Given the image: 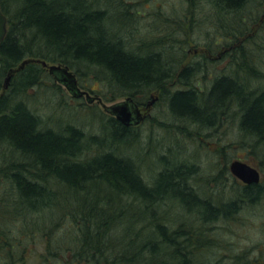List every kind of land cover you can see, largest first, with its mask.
I'll return each mask as SVG.
<instances>
[{"label": "trees", "instance_id": "16d2710c", "mask_svg": "<svg viewBox=\"0 0 264 264\" xmlns=\"http://www.w3.org/2000/svg\"><path fill=\"white\" fill-rule=\"evenodd\" d=\"M14 2V15L9 16L4 1L0 0L7 19L6 34L0 43V67L7 74L10 72L11 77L27 61L26 68L16 77L17 91L24 92L38 83L41 67L36 63L39 61L65 65L75 74L91 70L96 76H104L113 88V97L128 95L136 99L137 95L147 96L152 89H163L168 76L176 77V83H184L181 79L188 77L187 69L167 76L163 72L166 61L157 51L138 55L126 49L131 44L129 41L121 36L124 46L115 38L112 27L122 28L127 20H137L140 14L137 6L141 3L138 0H117L109 9L96 7L102 0ZM161 19L164 37L168 22H178L181 16ZM238 90L230 79L221 77L199 101L191 89L178 87L171 92L170 106L179 116L187 114L205 121L206 117L220 112L225 100L237 96V106L243 111L242 129L260 131L264 126V93L249 101L250 96L240 95ZM40 120L22 100L0 94V143L9 145L27 161L10 168L15 195L6 199L9 210L0 212V230H10L3 227L8 218L13 226L17 222V230L29 231L38 241L43 237L40 264L52 261L62 264L68 259L75 264H224L211 258L213 250L220 245L211 223L231 218L239 202L246 198L254 202V197L264 194L261 181L245 184L237 197L239 200L226 202L224 208L216 207L193 188L183 187L193 167L186 173L161 170L154 183L148 185L129 157L110 150L84 159L80 153L85 134L80 128L67 125L59 131L43 129ZM108 125L110 144L125 140L128 128L114 117ZM86 195L91 196L88 204ZM124 198L132 199L130 207L123 212L119 201ZM163 200L179 203L191 213L192 219L188 218L191 222L169 224V215L164 219L165 215L161 217L155 210ZM142 217L148 229L136 230L135 222ZM120 222V230H112ZM56 230H65L62 242L54 243ZM104 239L106 245L102 247ZM1 242L2 250L4 241ZM232 260L229 264H249L244 254H235ZM1 264L11 262L3 260Z\"/></svg>", "mask_w": 264, "mask_h": 264}, {"label": "rangeland", "instance_id": "374dc122", "mask_svg": "<svg viewBox=\"0 0 264 264\" xmlns=\"http://www.w3.org/2000/svg\"><path fill=\"white\" fill-rule=\"evenodd\" d=\"M3 1L7 14L13 16L15 10L14 0ZM108 1L115 3L114 1L117 0ZM108 1H105L107 5ZM138 1L141 2L137 6L140 9V14L137 16V20H132V18L131 21H126L122 27L121 36L125 41L135 43L136 47L143 46V42L147 40L157 45L159 43L163 44L166 63L170 61L167 60L168 54L174 57L178 54L180 57V66L176 71L177 75L180 74L183 63L189 64L192 60L198 58V56H193L192 52H187L186 54L185 50L182 51L181 45L186 46L188 44L185 48L187 51L196 45L201 47L204 44L203 37L214 31L212 25L206 26L209 14L213 13L211 9L213 0ZM256 2L257 0H251V5ZM99 5L102 8H110V5L107 7L101 2ZM178 15L181 16V19L177 23L169 21L165 27L166 34L162 37V25L164 23H161V18L163 16L176 18ZM186 17L188 21L183 24L182 19H186ZM157 18H160V20L156 24ZM192 22L194 23L192 24ZM179 25L182 26V32L178 30ZM172 32L175 36L171 37L170 34ZM192 39L201 41L197 44ZM175 61L173 64L170 63V67L175 66ZM46 63L54 64L56 62L47 61ZM36 64L37 67L42 68L38 67L40 73L39 81L37 84L26 88L24 92L17 91L14 83L17 75L21 74L26 66L23 64L21 69L13 71V75L8 80L6 78L10 76V72L7 74L0 67V94L10 95L11 98L15 97V100L25 101L26 105L41 117L44 126L48 125L58 130L65 128L67 125L80 128L85 134L83 142L86 139L88 142L87 148H89L88 154L85 157L83 155L82 158L87 159L98 152L113 150L119 156L129 157L136 165L141 176L143 175L141 178L149 185L154 183L157 173L164 166L163 160L166 158L169 160L166 157L169 153L181 159H189L196 166V171L191 174L190 179L193 190L200 197L206 198L214 204L216 202L226 203L239 200L237 197L239 198L241 188L245 184L236 179L229 170L231 161L235 159L243 160L259 169L261 183L264 185V139H262L264 137V126L260 131L255 132L242 129L241 119L243 114L240 112L241 109L234 105L238 103L237 99H228L223 103L224 106L220 111L224 112L223 116L230 115L232 119L229 123H218L219 128H217L218 132H216L207 127L210 124L208 125L198 120H190L191 117L189 115H177L170 106L168 93L165 95L164 90L167 89L172 92L178 87L181 88L182 83L166 82L163 89H152L147 96H136L138 100H147L148 95L156 93L160 94V99L151 106L150 116L139 126L130 129L124 141L110 144L109 132L111 127L108 125V121L112 116L106 113L95 100L88 102L85 96L72 97L67 88L56 81L41 61ZM71 71L73 72V70ZM95 74L97 73L91 70L82 73V75L77 72L75 75L79 87L89 91L93 96L99 95L106 104H111L128 96L119 95L113 97V88H111L110 82L106 77L96 76ZM196 76L197 80L194 81V84L196 85L197 94H202L203 96L197 97L200 101L207 96L208 88L215 75H204L200 69H197L196 72L181 80L192 88V83ZM249 82L256 90L264 93V74H252ZM205 131L207 133L204 134L203 132ZM91 136L101 140H88L92 139ZM172 149L174 150L173 153L170 152ZM20 162L24 163L27 161L19 153L12 150L9 145L0 143V212L9 210L6 199L15 195V186L9 174L13 169L10 168H13V165L18 166L19 164L17 163ZM59 189L61 190V186H59ZM89 197L91 196L86 195L87 204L91 201ZM131 199L124 198L119 201L123 212L130 207ZM250 201L248 202V198H246L244 201L239 202V207L231 218L211 223L212 229L220 242V245L213 250L211 258H216L224 264H229L233 262L232 257L235 254H244L245 258H248L249 264H264V196L254 202ZM155 210L158 211L161 217L164 214V219L170 217L169 224H174V226L181 221L185 222L188 216L191 215L179 203L166 202L165 200L159 203ZM136 211H138V208ZM5 223L6 226L3 227L12 230L11 238H18V243H22L24 247L27 244L29 235L26 232L29 231L17 230V222L13 226L8 218ZM145 224V217L140 218L135 222L136 230H147L148 228L144 226ZM120 225L121 222L112 230H120ZM123 225H125V221ZM115 233L119 234L117 231ZM54 235V243H57V241L62 242L65 230H56ZM44 244V238H39V241L31 249L27 248L24 259L17 264H40L41 254H44ZM21 254L22 251L19 252V255ZM258 261L262 263H258ZM51 264L60 263L52 261ZM62 264H68V262H63Z\"/></svg>", "mask_w": 264, "mask_h": 264}, {"label": "flooded vegetation", "instance_id": "af4514ba", "mask_svg": "<svg viewBox=\"0 0 264 264\" xmlns=\"http://www.w3.org/2000/svg\"><path fill=\"white\" fill-rule=\"evenodd\" d=\"M211 9L214 12L215 18L211 20H208L209 18H207L206 26L212 25L214 31H211L203 37L204 40H202L204 44L201 47L196 45L193 48H189V51L185 49L188 44L186 46L183 44L181 45L182 51L185 50L186 54L187 52H192L193 56H198V58L192 60L189 64L183 63L180 73L184 69H187L188 72L191 73L200 69L204 75H215L208 88L207 95L212 89L214 82L217 79L224 77V75L235 67V61L239 56L250 54L262 59V62H259L254 66L253 72L255 75L264 74V0H257L253 5H251V0H239L237 3H230L227 0H213V4L211 3ZM187 21V17L186 19H182L183 24H186ZM193 23L194 22H192V24ZM192 41L198 44L201 40L196 41L192 39ZM168 65L170 66V62H168ZM242 66L243 64H238V67ZM180 89L189 90L191 88L184 82ZM199 89L201 90V88ZM196 96L199 98L202 94H197ZM132 99L142 116L140 122L126 126L116 119L121 125L128 128V130L139 126L150 116L151 106L155 101L160 99V94L151 93L148 95L147 100ZM223 115L224 112L220 111L216 112L214 117H206L205 121L192 116H190V120H198L199 122H205V124L208 125L210 124L207 127L218 132V123H229L232 119L230 118V115ZM203 133L205 134L207 132L205 131ZM10 234H12V230H0V247L2 245L1 241H4V249H0V264L3 260L9 261L11 264L20 263L24 259L27 248L31 249L38 242L37 236L28 235L27 244L23 247L22 243H18V238H11ZM20 239H22V237H20ZM20 251H22L21 255H19ZM70 261L71 260L68 259V264L74 263V260ZM58 263H60V261Z\"/></svg>", "mask_w": 264, "mask_h": 264}, {"label": "bare ground", "instance_id": "6f19581e", "mask_svg": "<svg viewBox=\"0 0 264 264\" xmlns=\"http://www.w3.org/2000/svg\"><path fill=\"white\" fill-rule=\"evenodd\" d=\"M105 1L106 0H102L101 3H103L104 6H107L108 7L111 4V2H109L107 0L108 1L107 2L108 5H107L105 3ZM99 4H100V2H99ZM99 4H97L96 7L102 8V7H100ZM208 18H209L208 20H211V19L215 18L214 12L212 14H209V17ZM174 23H177V22H174ZM112 29L116 32L115 38L118 39V41H120L125 46V43H123V40H121V30L123 28H116V29H114L112 27ZM178 30H179V32H182V26L181 25H179ZM170 35H171V37L172 36H175L173 32ZM129 42L131 44H127L126 45V49L129 50V51H133L134 53H136L138 55H146L148 53H154V52L157 51L159 53L160 58L165 59V57H164V55H165L164 54L165 47H164L163 44H160L159 43L157 45L156 43H153L152 41L147 40V41L143 42L144 43L143 46L136 47V44L135 43H133L132 41H129ZM167 60H170L169 62L172 63V64H173L174 60H176L175 61V66L172 67L173 68V70H172V68L170 66L167 67V63H166L163 66V72L166 73L167 76H168V74H174V76H175L176 75V71H177V69L180 66V62H179L180 57L178 56V54L174 58H172V55H168ZM259 62H262V59H259V58L255 57L253 55H250V54H246V55H243V56H239L236 59V61H235V67L230 72H228L226 75H224V77H226L227 79H230L232 81V84L235 85L236 88L239 89L238 91H239L240 95L250 96L249 101H253L254 98H256V97L257 98H260L262 96V92L256 90V88H254L252 85H250V82H249L250 81V78L252 77V74H254V72H253L254 71V66L257 63H259ZM239 63L243 64V66L242 67H238V64ZM169 67H170V69H169ZM190 74H191V72H189L187 76H189ZM196 80H197V76L194 78L193 83H192V88H191V90L194 92V95H197V90L195 88L196 85L194 84V81H196ZM169 81L172 82V83H176V77H174V78L173 77H170V79H169V76H168L165 79V83L166 82H169ZM164 92H165V95H167V93H168V95H169L168 98H169L170 95H171V90L165 89ZM236 97L237 96H235V97L233 96L232 100H234ZM262 98L264 99V97H262ZM23 102L26 103L25 101H23ZM234 105L237 106L238 104H234ZM240 112L243 114L242 109H241ZM262 112L264 114V108H262ZM201 126H203V125H201ZM40 127L43 128V129H45V128H48L50 126H48V125L47 126H44L43 125V120L41 119L40 120ZM50 128H52V127H50ZM53 129H55V128H53ZM55 130L56 131H59L58 129H55ZM88 140H90V139H88ZM87 145H88V142L87 141H85L81 145L82 152L80 153V155H82V156L84 155V157H85V155L88 154L87 152L89 151V148H87ZM173 151H174L173 149L170 150L171 153H173ZM176 151H179V150H176ZM179 152H181V151H179ZM104 153H105L104 151L103 152H98L95 155L104 154ZM166 157H168L169 160H167V158L163 160L164 161V166L161 169L162 171L160 170L161 172H164L165 171L167 173L170 172L171 174H173V172H176V173L177 172H185L186 173L188 171V169H190L191 167H193V172L196 171L195 170V167H196L195 164L194 163H191V161L189 159H185V158L181 159V158L172 156L170 153ZM133 165H134V168L137 171V173L141 176V174L139 173V171H138L136 165L134 164V162H133ZM193 172H191V173H193ZM190 176L189 175L186 176V180L187 181L185 182V184L183 186L185 189L193 188L191 186V182H190L191 177ZM263 196H264V194L259 195L258 197H254L255 198V201L256 200H259ZM54 204H52V206ZM224 205H225L224 202H216L215 203V206L216 207L219 206L220 208H224ZM191 216L192 215L188 216V218L192 219ZM188 218H187V221L188 222H191ZM105 245H106V241L104 239L103 244H102V247H104ZM57 247L58 248H63L64 245H58Z\"/></svg>", "mask_w": 264, "mask_h": 264}, {"label": "water", "instance_id": "95a60500", "mask_svg": "<svg viewBox=\"0 0 264 264\" xmlns=\"http://www.w3.org/2000/svg\"><path fill=\"white\" fill-rule=\"evenodd\" d=\"M6 30V16L0 5V43L6 34ZM25 62L27 61H24L22 65ZM41 63L47 67L48 72L53 75L56 81L62 83L67 88L72 97L85 96L88 102H92L96 99L105 112L115 117L126 126L137 124L142 119L137 105L130 96L111 104H106L102 101L100 96H93L87 90L81 89L78 85L76 75L69 70L67 66L59 63L47 64L45 61H41ZM9 77L10 76H7L6 79L8 80ZM229 170L233 176L245 184L258 183L261 177L258 169L238 159L230 163Z\"/></svg>", "mask_w": 264, "mask_h": 264}]
</instances>
